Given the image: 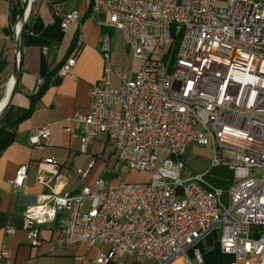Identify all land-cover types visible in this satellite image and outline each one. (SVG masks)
<instances>
[{"label": "built area", "instance_id": "obj_1", "mask_svg": "<svg viewBox=\"0 0 264 264\" xmlns=\"http://www.w3.org/2000/svg\"><path fill=\"white\" fill-rule=\"evenodd\" d=\"M90 11L99 27L121 33L131 71L116 72L118 83H111L104 37L105 75L90 88L88 111L75 113L64 131H78L82 153L106 136L126 173L149 178L116 185L97 180L94 188L65 192L70 178L87 177L91 157L85 170L66 176L54 158L43 159L37 182L47 192L22 213L28 245L40 248L41 229L57 224V248L108 247L93 264L125 256L140 264H169L180 256L184 264H204L196 245L218 230L231 264H264V176L252 174L264 171V0H92ZM82 20L69 12L60 26ZM80 46L78 41L55 79L72 73ZM50 137L45 125L29 141L52 147ZM193 143L210 147L212 166L231 169L236 182L228 206L202 175L181 177ZM27 170L19 166L8 180L12 193L24 188ZM5 234L11 237L14 229ZM0 264H13L6 249Z\"/></svg>", "mask_w": 264, "mask_h": 264}, {"label": "crops", "instance_id": "obj_2", "mask_svg": "<svg viewBox=\"0 0 264 264\" xmlns=\"http://www.w3.org/2000/svg\"><path fill=\"white\" fill-rule=\"evenodd\" d=\"M91 1L30 0L16 61L15 30L18 25L12 16L21 9L23 0H0V250L9 251L13 264H93L99 253L108 251V247L104 245L88 248L85 244H76L57 248L54 243L57 224L43 227L42 246L32 248L21 229L25 207L34 204L40 194L47 192V189L37 182L38 163L45 158H54L60 165L61 175L66 176L75 170V164H78L81 155H85V163L77 169H85L92 154H96L105 146V140L108 142L106 136L100 135L90 144L86 153H82L78 131H64L75 113L84 114L88 111L90 88L105 75L107 64L100 48L104 37L108 38L110 49V71L107 77L113 85L115 78L117 79L114 67L118 33L98 26L97 15L90 11ZM69 12H77L83 20L80 25L71 24L62 29L61 18ZM121 38L123 41L122 35ZM78 41L81 46L72 73L55 79L57 69L73 53ZM16 64V88L10 104L3 109L14 84L13 72ZM48 78L51 79L50 84L40 97L35 98L39 81L43 83ZM45 125L50 129L52 147L32 146L29 141L31 134ZM209 164L211 165V160ZM21 165H26L28 169L26 183L24 188L12 193L8 180L15 176L17 168ZM213 169L216 173L211 177ZM223 169L230 174V182L216 180L217 171ZM90 172L91 170L88 175ZM198 175L203 176L208 188L221 190V202L224 200L229 204V190L235 184L231 182L234 176L229 167L211 165ZM85 181L78 182L77 178L72 177L63 190L77 193L83 187H92L93 182ZM8 228L14 229L11 237L5 234ZM196 247L202 254L204 264L233 262V256L223 254L220 250L218 230L205 235ZM108 264L140 263L134 256H125ZM143 264L155 263L147 261Z\"/></svg>", "mask_w": 264, "mask_h": 264}, {"label": "rangeland", "instance_id": "obj_3", "mask_svg": "<svg viewBox=\"0 0 264 264\" xmlns=\"http://www.w3.org/2000/svg\"><path fill=\"white\" fill-rule=\"evenodd\" d=\"M117 39L115 42V51L117 56L115 57V71L121 74H129L131 71V58L127 53V50L124 46V43L121 38V33L115 31ZM113 70V71H114ZM134 73H136V69H134ZM118 80L115 78L114 84L116 85ZM85 155H81L79 158L78 164H75V170L77 168L82 167L84 162ZM91 160L93 161V167L91 169L90 174L88 175V182H93L92 187H95V182L97 180H102L107 185H115L121 182L125 183H136V182H144L147 181L149 176L144 172H129L126 173L121 165V163L117 160L112 143L107 142L105 140V146L101 147L96 154H92ZM209 160H212V152L209 146H199L193 143L186 150L184 156V169L181 172L182 178H190L192 176L198 175V173L203 172L208 166H211ZM81 164V165H80ZM210 169V168H209ZM85 170V169H82ZM211 177L216 173L213 169ZM218 176L216 180L221 182H230V174L227 170L223 169L222 171H217ZM253 175L257 177L264 176V171H253ZM84 180H78V182H84ZM85 181V182H86ZM216 181V182H217ZM231 182H236L234 178H232ZM223 203L228 206V203L223 200ZM186 256H191V251L186 252ZM184 256L178 257L175 262L170 264H184L183 260Z\"/></svg>", "mask_w": 264, "mask_h": 264}, {"label": "water", "instance_id": "obj_4", "mask_svg": "<svg viewBox=\"0 0 264 264\" xmlns=\"http://www.w3.org/2000/svg\"><path fill=\"white\" fill-rule=\"evenodd\" d=\"M29 4H30V0H23V5L20 9V12L17 16V19H16V22H17V34H16V61H17V58H18V51H19V42H20V36H21V32H22V28H23V25L25 23V17L28 13V9H29ZM13 78H14V84L6 98V102L3 106V109H5L6 107H8V105L10 104L11 100H12V96L14 94V91H15V88H16V81L18 79V71H17V64L15 65V68H14V72H13ZM4 111V110H3Z\"/></svg>", "mask_w": 264, "mask_h": 264}, {"label": "trees", "instance_id": "obj_5", "mask_svg": "<svg viewBox=\"0 0 264 264\" xmlns=\"http://www.w3.org/2000/svg\"><path fill=\"white\" fill-rule=\"evenodd\" d=\"M19 12H20V10L16 11L15 13H13V16H12L13 21H16ZM50 81H51V79H49V78L45 79L43 81L42 85L40 86L39 90L36 92V94L34 96L35 98L40 97V95L44 92L45 88L50 84ZM33 100H34V98H33ZM31 110H32V108L30 109V111Z\"/></svg>", "mask_w": 264, "mask_h": 264}, {"label": "bare ground", "instance_id": "obj_6", "mask_svg": "<svg viewBox=\"0 0 264 264\" xmlns=\"http://www.w3.org/2000/svg\"><path fill=\"white\" fill-rule=\"evenodd\" d=\"M18 27V26H17Z\"/></svg>", "mask_w": 264, "mask_h": 264}]
</instances>
